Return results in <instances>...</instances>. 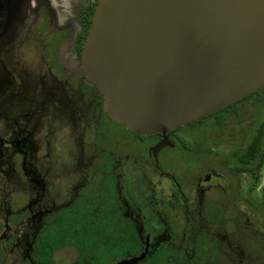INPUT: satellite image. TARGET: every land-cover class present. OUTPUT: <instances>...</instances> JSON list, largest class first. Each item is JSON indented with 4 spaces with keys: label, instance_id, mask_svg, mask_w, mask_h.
<instances>
[{
    "label": "flooded vegetation",
    "instance_id": "flooded-vegetation-1",
    "mask_svg": "<svg viewBox=\"0 0 264 264\" xmlns=\"http://www.w3.org/2000/svg\"><path fill=\"white\" fill-rule=\"evenodd\" d=\"M99 0H0V264H264V88L167 132L104 108Z\"/></svg>",
    "mask_w": 264,
    "mask_h": 264
},
{
    "label": "water",
    "instance_id": "water-1",
    "mask_svg": "<svg viewBox=\"0 0 264 264\" xmlns=\"http://www.w3.org/2000/svg\"><path fill=\"white\" fill-rule=\"evenodd\" d=\"M83 67L135 133L184 126L264 88V0H99Z\"/></svg>",
    "mask_w": 264,
    "mask_h": 264
}]
</instances>
